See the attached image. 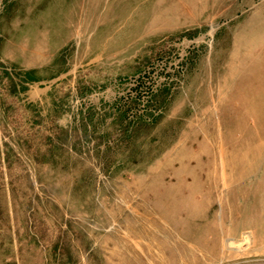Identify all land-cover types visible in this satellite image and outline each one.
Wrapping results in <instances>:
<instances>
[{
	"label": "rangeland",
	"instance_id": "rangeland-1",
	"mask_svg": "<svg viewBox=\"0 0 264 264\" xmlns=\"http://www.w3.org/2000/svg\"><path fill=\"white\" fill-rule=\"evenodd\" d=\"M0 65L37 77L0 104L12 262L264 264V0H0Z\"/></svg>",
	"mask_w": 264,
	"mask_h": 264
},
{
	"label": "crops",
	"instance_id": "crops-1",
	"mask_svg": "<svg viewBox=\"0 0 264 264\" xmlns=\"http://www.w3.org/2000/svg\"><path fill=\"white\" fill-rule=\"evenodd\" d=\"M221 86H222V91H226V89H228L225 93L223 92V95H222V99H221L223 101L222 107H221L222 112H227L228 110H232V109L228 108V105H230L231 103H232L233 107H240L241 106V99H242L241 94H240V96H237L234 98L229 95L230 94L229 91L231 89V81L223 80V81H221ZM231 113L235 114L234 110ZM241 113H243V112H241ZM241 238L242 237L239 233H236L234 235H230V240H232V241L240 242V240H242ZM14 242H15V239H14ZM167 242H170V241L168 240ZM222 243H223V239H222V237H219L218 244H222ZM172 252H174V254H172L171 257H168V261L166 260V255L163 254L164 256L159 257L156 264H205L206 263L204 259H201L198 256H195L193 258H189L187 262L182 263L181 253L177 252L176 250H173ZM189 254H191V251ZM11 257L13 258V262H12V259L8 257L6 250H4V251L1 250V243H0V264H21L19 262V255L16 256V253H14L13 256H11Z\"/></svg>",
	"mask_w": 264,
	"mask_h": 264
},
{
	"label": "built area",
	"instance_id": "built-area-1",
	"mask_svg": "<svg viewBox=\"0 0 264 264\" xmlns=\"http://www.w3.org/2000/svg\"><path fill=\"white\" fill-rule=\"evenodd\" d=\"M167 73L168 71L166 64V66L161 67L160 74H158V76L153 75L154 73L152 68H148L143 73L135 76L133 79H131L129 87L132 97L137 101H140V94L146 95L144 96V99L148 100L145 101V104L148 103L150 99L153 98L163 87L165 81H167ZM143 106L146 107L145 105Z\"/></svg>",
	"mask_w": 264,
	"mask_h": 264
},
{
	"label": "trees",
	"instance_id": "trees-1",
	"mask_svg": "<svg viewBox=\"0 0 264 264\" xmlns=\"http://www.w3.org/2000/svg\"><path fill=\"white\" fill-rule=\"evenodd\" d=\"M14 72L15 71L10 70L5 65H0V104H2V101H5V99H8L9 96L19 93L22 88V85L26 81H29L28 78L32 79V81L29 82H33L37 80L36 72L34 70L21 74ZM8 113L10 114L11 111H8ZM1 154L2 156H4L3 162L5 163V160L9 159V158L5 159L6 158L5 156H9L8 155L9 153L7 154L6 151H1Z\"/></svg>",
	"mask_w": 264,
	"mask_h": 264
}]
</instances>
